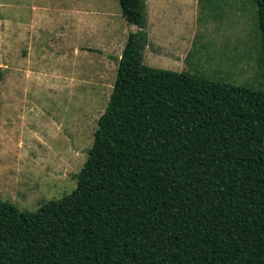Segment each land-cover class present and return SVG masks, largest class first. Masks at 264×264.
I'll use <instances>...</instances> for the list:
<instances>
[{"label":"trees","instance_id":"trees-1","mask_svg":"<svg viewBox=\"0 0 264 264\" xmlns=\"http://www.w3.org/2000/svg\"><path fill=\"white\" fill-rule=\"evenodd\" d=\"M264 70V0H254ZM70 192L0 200V264H264V87L143 62L144 0Z\"/></svg>","mask_w":264,"mask_h":264},{"label":"rangeland","instance_id":"rangeland-1","mask_svg":"<svg viewBox=\"0 0 264 264\" xmlns=\"http://www.w3.org/2000/svg\"><path fill=\"white\" fill-rule=\"evenodd\" d=\"M143 62L264 87L254 0H144ZM117 0H0V200L75 185L128 32Z\"/></svg>","mask_w":264,"mask_h":264},{"label":"crops","instance_id":"crops-1","mask_svg":"<svg viewBox=\"0 0 264 264\" xmlns=\"http://www.w3.org/2000/svg\"><path fill=\"white\" fill-rule=\"evenodd\" d=\"M146 35H147V34H146ZM147 36H148V35H147ZM117 59H118V58H117ZM117 59H116V60H117Z\"/></svg>","mask_w":264,"mask_h":264}]
</instances>
